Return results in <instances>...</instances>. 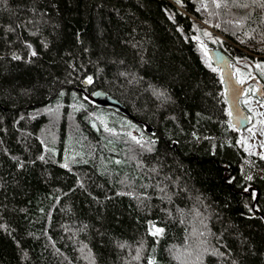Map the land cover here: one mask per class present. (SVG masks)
Wrapping results in <instances>:
<instances>
[{
	"label": "trees",
	"instance_id": "trees-1",
	"mask_svg": "<svg viewBox=\"0 0 264 264\" xmlns=\"http://www.w3.org/2000/svg\"><path fill=\"white\" fill-rule=\"evenodd\" d=\"M199 23L264 67V0H0V264H264V156Z\"/></svg>",
	"mask_w": 264,
	"mask_h": 264
},
{
	"label": "water",
	"instance_id": "water-1",
	"mask_svg": "<svg viewBox=\"0 0 264 264\" xmlns=\"http://www.w3.org/2000/svg\"><path fill=\"white\" fill-rule=\"evenodd\" d=\"M207 52L211 63L215 67L221 69V79L224 88V96L230 111L231 122L237 128H242L249 121L248 113L239 103V98L243 93L246 82L238 83L236 77L233 75L231 58L223 49H221L220 47H209ZM262 92V85L259 83L256 93L258 95H261ZM89 96L96 104L104 105L117 112L132 117L130 111L120 101L108 95L100 88L93 89L90 92Z\"/></svg>",
	"mask_w": 264,
	"mask_h": 264
},
{
	"label": "rangeland",
	"instance_id": "rangeland-1",
	"mask_svg": "<svg viewBox=\"0 0 264 264\" xmlns=\"http://www.w3.org/2000/svg\"><path fill=\"white\" fill-rule=\"evenodd\" d=\"M201 26V23L197 25V43L204 60L208 64H210L211 62L207 56L206 46L211 45L217 47L216 44L220 42V39L217 35H212L204 29H202L201 31ZM205 33H207V35ZM240 62L232 61L234 70L239 77H246L247 75L254 73L252 72L249 65ZM258 71L261 70L258 69ZM262 72L263 71H261L260 73ZM241 99L243 101L242 103L248 108V110L254 117L253 122L245 129V132L243 134L244 140L243 142H241V146L246 149L247 152L264 156V113L262 111L264 109L263 103L261 104L249 94H244ZM150 228L153 229V226H150Z\"/></svg>",
	"mask_w": 264,
	"mask_h": 264
},
{
	"label": "flooded vegetation",
	"instance_id": "flooded-vegetation-1",
	"mask_svg": "<svg viewBox=\"0 0 264 264\" xmlns=\"http://www.w3.org/2000/svg\"><path fill=\"white\" fill-rule=\"evenodd\" d=\"M209 47H214V46H211V45H207L206 46V51H208V48ZM207 56H208V52H207ZM209 58V56H208ZM210 60V58H209ZM211 62V61H210ZM231 65H232V61H231ZM233 67V65H232ZM217 70L219 71V75H220V78H221V69L216 67ZM258 69H260L261 71H263L262 73H260L261 71H258ZM252 74H249L247 75L246 77H239L236 73V71L234 70V67H233V75L236 77L238 83H240L241 80H243L245 83V86H244V89H243V93L242 95L240 96L239 98V103L240 105L246 110V112L248 113L249 115V121L248 123L242 127V128H237L234 124H232L231 122V119H230V111H229V108H228V105L226 103V107H227V111H228V119H229V122L230 124L232 125L233 127V130H234V134L236 135L235 136V141L240 143L243 142L244 138H243V134L245 132V129L253 122L254 120V117L253 115L251 114V112L248 110V108L242 103V96L244 94H249L251 95V97L255 98V100H257L258 102H260L261 104L263 103V106H264V67H261L258 65L257 69H253L252 70ZM221 82H222V79H221ZM261 84L262 85V94L261 95H258L256 93V90L258 88V84ZM223 86V84H222ZM223 97H224V100H225V96H224V88H223ZM263 113H264V109L262 110ZM264 119V118H263Z\"/></svg>",
	"mask_w": 264,
	"mask_h": 264
},
{
	"label": "snow or ice",
	"instance_id": "snow-or-ice-1",
	"mask_svg": "<svg viewBox=\"0 0 264 264\" xmlns=\"http://www.w3.org/2000/svg\"><path fill=\"white\" fill-rule=\"evenodd\" d=\"M217 6H219V5H217ZM205 34L207 35V33H205ZM213 71H215V69H213ZM91 82H92V80H91V78H89L88 83H91ZM240 83H244V81L241 80ZM248 179H251V177H248ZM157 231L159 232L160 230H157Z\"/></svg>",
	"mask_w": 264,
	"mask_h": 264
}]
</instances>
